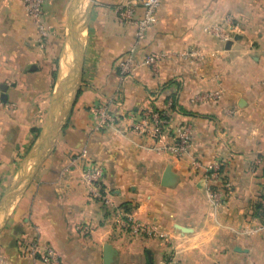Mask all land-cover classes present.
Here are the masks:
<instances>
[{"label":"crops","instance_id":"0c3cea01","mask_svg":"<svg viewBox=\"0 0 264 264\" xmlns=\"http://www.w3.org/2000/svg\"><path fill=\"white\" fill-rule=\"evenodd\" d=\"M84 1L79 8L92 3L89 10L78 9L74 19L81 83L74 101L70 92L62 100L67 112L52 148L7 215L0 213L5 264H43L47 246L60 264H103L105 245L117 251L111 264H264V0H162L142 41L119 12L128 0ZM73 2L44 0L49 35L42 38L22 0H0V201L38 161L35 143L73 62ZM229 15L238 26L232 39L205 31ZM194 50L203 59L185 56ZM160 51L169 54L156 69L121 77V57ZM215 89L223 91L218 100L191 103L195 93ZM170 98L163 138L171 140L177 124L193 130L190 154L180 159L152 151L153 138L132 126ZM99 104L113 115L107 128L96 129ZM89 162L105 166L102 186L112 205L90 197L81 178ZM215 162L213 185L224 193L216 208L203 178ZM167 166L175 173L171 186L161 183ZM128 219L152 232L134 233L121 223Z\"/></svg>","mask_w":264,"mask_h":264},{"label":"built area","instance_id":"2783aa9c","mask_svg":"<svg viewBox=\"0 0 264 264\" xmlns=\"http://www.w3.org/2000/svg\"><path fill=\"white\" fill-rule=\"evenodd\" d=\"M25 9L29 16L35 23L39 35L45 38L49 35V28L43 21V4L44 0H22ZM162 0H128L126 3L119 6V12L122 18L136 27V37L139 41L146 38L148 31L153 27L157 12ZM140 9V11H139ZM237 24L232 16H226L224 20L218 23H211L206 25L205 31L212 36L219 38L226 42L233 38L237 31ZM169 53L165 51L149 53L142 57H136L134 54H126L118 60V68L120 75L127 78L131 73L143 66H150L156 69L160 61L168 56ZM185 56H192L195 59H203L200 51L194 50L185 54ZM223 94L222 89L206 90L195 93L192 96L191 103H205L208 101H216L221 98ZM173 100L170 98L167 101L166 107L163 110L153 108L145 109L140 114V117L133 118L132 126L135 131L140 134L150 135L154 142L151 145V150L157 154H170L173 157L180 159L185 155L190 154V149L193 141V130L189 124H177L173 128V138L165 140L163 138L164 130H166L171 122V106ZM95 112L97 114L96 129L102 127H109L113 123V115L108 108L103 105H96ZM193 165L197 168L201 167L198 158L192 155ZM220 162H215L205 168L203 178L206 183V191L209 200L213 207H218L223 202L224 193L220 188L214 186L213 183L219 179L220 176ZM105 175V166L97 163H87L81 173L82 181L87 185L90 197L99 199L107 205H112V202L102 186V179ZM123 225L129 227L134 233L147 232L149 227L145 223L133 221L131 219L121 222ZM263 229V226L251 227L244 230L246 234H254ZM43 264H60V256L58 252L52 247L47 246L45 252L41 257ZM0 264H5V260L0 256ZM175 264V263H167ZM221 264V263H216Z\"/></svg>","mask_w":264,"mask_h":264},{"label":"water","instance_id":"95a60500","mask_svg":"<svg viewBox=\"0 0 264 264\" xmlns=\"http://www.w3.org/2000/svg\"><path fill=\"white\" fill-rule=\"evenodd\" d=\"M81 0H74L70 15L69 25V45L73 53V62L69 66V71L65 77H61L58 81L57 91L54 95L51 110L49 112L46 124L43 126L41 133L39 134L35 143V148L38 150L39 157L34 168L30 173L20 174L10 184L8 189L4 192L0 201V213L7 215L8 209L11 202L15 197L24 189L28 184L29 180L34 176L37 171L40 161L46 156L48 150L52 148L57 133L60 130L61 122L67 112L66 109L60 111L61 103L65 95L71 93V102L76 99L77 89L81 83L82 67H83V56H82V45L80 42L79 34L81 27L75 25L74 19L77 11H79V4ZM92 3L89 4L87 9L89 10ZM71 104L69 105V107ZM175 182V173L171 166H167L162 177V185L171 186ZM117 254L115 248L111 245H105L103 250V264H111L114 255Z\"/></svg>","mask_w":264,"mask_h":264},{"label":"bare ground","instance_id":"6f19581e","mask_svg":"<svg viewBox=\"0 0 264 264\" xmlns=\"http://www.w3.org/2000/svg\"><path fill=\"white\" fill-rule=\"evenodd\" d=\"M83 1H84V0H83ZM87 1H89V0H87ZM84 2H85V1H84ZM84 2H83V3H84ZM83 3L81 4V6H80V8H79V9H80V12H85V9H86V7H87V6L85 7V5H84L85 3H84V4H83Z\"/></svg>","mask_w":264,"mask_h":264},{"label":"trees","instance_id":"16d2710c","mask_svg":"<svg viewBox=\"0 0 264 264\" xmlns=\"http://www.w3.org/2000/svg\"><path fill=\"white\" fill-rule=\"evenodd\" d=\"M173 106H174V104H173ZM38 130L36 131V134H38ZM259 206V208H262V205H258ZM263 210V212H264V208L262 209ZM264 214V213H263Z\"/></svg>","mask_w":264,"mask_h":264}]
</instances>
